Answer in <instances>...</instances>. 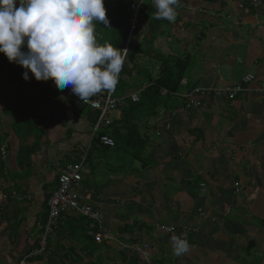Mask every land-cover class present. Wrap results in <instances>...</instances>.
I'll list each match as a JSON object with an SVG mask.
<instances>
[{
	"label": "crops",
	"instance_id": "1",
	"mask_svg": "<svg viewBox=\"0 0 264 264\" xmlns=\"http://www.w3.org/2000/svg\"><path fill=\"white\" fill-rule=\"evenodd\" d=\"M180 1L184 7L177 11L175 22L168 21L166 27L160 29L161 33L149 47L151 54L147 60L139 62L159 61L173 54L192 55L197 61L195 68H201H196L193 85L186 79V73L185 85L172 95L173 107L166 111L161 109L157 117L147 121V129L142 132L148 138L152 166L143 170L134 162L135 173L123 176L106 172L103 164L109 165L104 158L95 156V170L84 165L82 181L74 189L84 196L85 203L105 215V227L111 240L99 244L102 249L94 250L92 244L88 247L73 245L68 239L57 243L59 236L52 235L54 255L44 258L41 264H131L132 260L139 264L138 257L126 249L137 240L150 244L154 264H230L229 258L239 264L248 242L256 250L255 254L264 255V97L255 92L264 87V1L260 0L263 4L259 8L243 0ZM218 18L220 21L228 19L229 24L219 22ZM200 32L204 33L202 40ZM239 55L243 57L246 71L239 79H234L232 63ZM246 75H252L253 81L236 99L204 97L195 111L185 108L189 103L185 94L190 89L232 86ZM29 76L25 81L20 74L22 83L11 79L4 83L5 87H0L11 100L7 103L10 100L0 94V134L9 132L12 123L19 120L24 111H28L27 118L32 114L30 111H34L32 100L28 110L23 108L24 92L20 84L29 88L34 78L31 73ZM133 76L123 79L129 82ZM2 78L0 75V83ZM48 81L50 89L57 91L54 82ZM56 91L62 102L58 107L47 106L46 134L31 157V175L20 183L22 190L28 193V201L32 198L38 201L30 207L20 206L28 219L10 240L6 224L0 219V264H18V260L25 257L34 241L33 224L36 223L37 228L43 226L37 223L44 218V207L40 206L42 187L52 183L56 187L52 179L54 175L56 179L57 167L77 162L80 149L90 148L91 110L70 89ZM42 97L37 92L33 100L40 102ZM95 97L100 96L89 99ZM16 101L23 105L10 111V104ZM117 111L115 117L110 115L111 119H119L120 111ZM106 130L109 129L103 131ZM8 144L12 150L8 156L5 151L6 158L15 168L13 150L17 143L14 136L10 135L1 147L5 149ZM86 177L93 180L91 188L83 186ZM7 183L8 180L0 182V192ZM200 185H204L203 191ZM29 191L35 194L29 195ZM12 193V200L18 202L20 196ZM63 216L60 219L65 221L67 215ZM58 223L52 231L59 228ZM160 226L173 227L175 231L165 233ZM180 234L186 236L191 251L183 257H175L170 238ZM193 241L201 248L194 247ZM47 251L50 252L48 246Z\"/></svg>",
	"mask_w": 264,
	"mask_h": 264
},
{
	"label": "trees",
	"instance_id": "2",
	"mask_svg": "<svg viewBox=\"0 0 264 264\" xmlns=\"http://www.w3.org/2000/svg\"><path fill=\"white\" fill-rule=\"evenodd\" d=\"M133 2L134 0H104L106 16L109 20V24L107 26L103 25L102 23L97 25L96 35L100 43H104L105 41H107L113 46H116L121 49L124 48L127 36L129 34V27L127 22L128 17L130 15L129 7L130 4ZM261 4H263V2ZM183 7L184 5L182 4V1H180L179 5L177 6V11H182ZM155 11L156 8L154 0H149L142 7L141 18L142 23H144V27L138 29L135 33H133L131 37V43L128 47V54L125 60V63L127 62L130 67H128L124 63L118 82V84L127 85V82L123 78H130V76L133 74L134 80H136L138 84V87L135 90L139 91V100L137 103H132L129 98L125 99V102L123 101L124 104L119 108V119H111L110 114L108 116L110 120V125L108 129L110 132L106 133L103 130H99L92 137L91 143L89 144L90 148L88 149V152L85 157V166H91L90 170H95V167H93L95 165V156L97 158H104L106 160L110 157L108 154H111L113 157L117 156V151L127 156L130 164L133 162H138L140 164V169L144 170L147 166H152V161L150 160L147 149L149 145L148 138L142 131L147 129V121L149 119L157 117L158 112L161 109L166 111L174 106L175 99L172 95L178 93L181 90V86H183L181 84V81L184 80L183 78H185L186 73L189 71V61L193 57L192 55H185L184 57H179L178 54H173L162 58L159 62V65L153 67L156 69L155 76H152L151 73L145 71L146 67L141 66L139 61L140 59L149 57V55L151 54V50L149 49V47L156 40L158 34L161 33L160 29L166 27V24L168 22L167 20L155 19ZM99 27L103 28L101 32H99L98 30ZM200 33V39L202 40L204 37V33ZM142 44H146V51L142 49ZM20 68V73L9 74V77L11 78L8 79V82H10L11 79H13V81H19V75L25 71V69H23L22 67ZM1 69L2 66H0V70ZM2 74L3 73H1L0 71V75ZM5 82L6 80L2 78V83H0V87H5ZM22 82L23 80L21 82L19 81L18 84ZM48 83L49 81H36L35 78H33L28 84L29 88L25 87L26 84H20L24 92L23 108L28 110L31 104L30 100H32L34 106L31 104V107H35L33 109L34 111H30L32 112V114L28 118L26 116V113H28V111H24L23 116H21L19 120H15L12 123L9 132L0 134V147L4 146V144L7 143V138L10 135L14 136L17 143L16 147L13 150L15 168H12L9 165L10 163L8 162L7 158L3 160L0 154V182H4L7 180L9 181V183H7L0 192V200L1 196H4V202H2L3 200L0 201V219L6 224V231L8 233L9 240L13 237H16L20 226L26 221V219H28V217L23 214L25 212L21 209L20 206L30 207L38 201L33 198L32 200L28 201V193L26 189L22 190L23 185L20 183L25 181L27 177L31 175V157L32 155H34L35 150L37 151L39 149L41 139L43 135L46 134L47 124L45 122L44 115L47 113L46 111H48L47 106H52V108L58 107L59 104L62 102L57 97L55 93L56 90H51ZM129 83L132 86L133 84H135L134 82L132 83V81H129ZM162 91L165 92L164 95H162ZM190 91L191 89L188 92ZM37 92L43 96L40 102L33 100L34 94ZM56 92L60 93V91L58 90ZM1 93L4 94V99L6 98L10 100L7 91H0V94ZM105 93L106 91L97 94V96L104 95ZM111 93L113 95V91H111ZM238 96L239 95H237V97ZM52 98H54L55 101H49ZM10 102L11 100L7 103ZM10 105L11 106L9 109L11 111L12 108H15L13 110H17V108L21 107L23 104L21 105L19 101H16L13 105ZM37 106H39L38 110L36 109ZM90 112V123L93 126L98 116V113L94 111ZM104 135H106L113 141V147H104L99 143L98 138ZM33 137L34 139H31ZM4 150L7 151L8 156L9 151L12 150V147L8 144ZM77 154L82 155L80 153ZM52 181L56 183L55 175ZM92 181L93 180L90 181V179L87 177L84 178L83 186L86 188H91ZM46 183H48V181ZM46 187L47 186L42 187L44 189V193L41 196V199L39 198L41 200L40 206L44 207L45 209L43 222H37L42 225H44L47 220L48 210L46 208V203L50 196V192L46 191ZM12 192L20 196L18 202L12 200ZM34 194L35 193H29V195ZM63 220L64 219H59V228L57 230L52 231V234L48 235V237L46 238L47 246L50 249V252L46 251L43 256H38L35 258L31 257L27 259V264L31 262H35V264L36 262L37 264H41L44 258H48L54 255L52 254V235L59 236V238L57 239V243H59V241H62L63 239H68L71 243H73V245L83 244L85 247H88L90 244H94L92 238L87 235V230L89 229L90 222L86 218L79 217L76 215H67L66 220ZM42 230V228H37L36 223L33 224L31 233H33L34 241L27 249L24 256L28 255L33 250L39 248L38 242ZM249 246L250 248L252 247L251 245ZM56 247L57 250H62L59 244L56 245ZM250 248L246 246L245 250H250ZM251 254L254 255L255 253H249L245 251V255L243 257L241 256V259L238 261L239 264H256V260H246ZM263 257L264 255H262L260 258H257L259 259L257 264H260L262 260L264 261ZM19 261L20 259L18 260V262ZM130 263L138 264V261L132 260V262L130 261Z\"/></svg>",
	"mask_w": 264,
	"mask_h": 264
},
{
	"label": "clouds",
	"instance_id": "3",
	"mask_svg": "<svg viewBox=\"0 0 264 264\" xmlns=\"http://www.w3.org/2000/svg\"><path fill=\"white\" fill-rule=\"evenodd\" d=\"M180 0H154V18L174 23ZM107 26L104 0H0V53L25 71L22 78L52 80L82 101L114 91L128 50L97 39ZM172 254L183 257L191 245L185 236L170 238ZM23 264V262H22Z\"/></svg>",
	"mask_w": 264,
	"mask_h": 264
},
{
	"label": "built area",
	"instance_id": "4",
	"mask_svg": "<svg viewBox=\"0 0 264 264\" xmlns=\"http://www.w3.org/2000/svg\"><path fill=\"white\" fill-rule=\"evenodd\" d=\"M149 0H134L130 4V15L128 17V27L129 35L123 49H127L131 43V37L138 29L144 27L141 18V10L146 2ZM242 2H247L249 5L259 8L261 6L260 0H243ZM253 81L252 75L244 76L240 82L232 86H215L210 88H195L190 92L185 94L188 96L189 103H186L184 106L186 109H190L191 112L195 111L201 105V99L204 97H213L218 100L232 101L237 95L244 93L246 90V85L249 82ZM182 85H185V81H181ZM256 94L260 97H264V87L256 89ZM138 91L132 92L129 95V99L132 102L138 101ZM191 95H194L191 98ZM264 102V99L262 100ZM82 104L88 107L91 111L97 112L98 116L92 127L91 138L99 131L105 130L110 125V120L108 118L109 114L117 111L123 104V100L112 98L111 92H106L100 97H95L94 99H87L82 101ZM100 141L103 145L107 147H113V141L106 135L100 136ZM0 154L3 160L6 158V152L2 148L0 149ZM85 157L82 155L78 163L70 164L64 167H57L58 173V187L51 193L47 200V225L43 229V233L39 238V249L32 251L18 264H26V260L31 257L42 256L46 250V238L51 233L50 227L57 225L59 218L64 217L65 214L79 215L86 218L90 222L87 235L92 238L94 244H102L109 242L111 240L110 232L106 229L105 215H101L100 212L94 210L88 203H85L84 196L80 194L77 189L81 179H82V166L84 163ZM204 185H200L201 191H203ZM12 196L14 194L12 193ZM203 216V214H201ZM39 228V227H38ZM41 229V228H39ZM160 230L165 233H173L175 229L173 227H164L160 226ZM181 235V234H180ZM181 236H185L182 234ZM186 237V236H185ZM127 250L133 255H136L139 259L140 264H154L152 262V253L150 244L146 241L137 240L131 242L127 247Z\"/></svg>",
	"mask_w": 264,
	"mask_h": 264
},
{
	"label": "rangeland",
	"instance_id": "5",
	"mask_svg": "<svg viewBox=\"0 0 264 264\" xmlns=\"http://www.w3.org/2000/svg\"><path fill=\"white\" fill-rule=\"evenodd\" d=\"M228 6H231V4H228ZM262 12H264V7H262ZM218 21L219 22H222V23L229 24L228 23L229 20L226 19V18L224 20H222V21H220V19L218 18ZM102 29H103L102 27H99L98 28L99 32H101ZM226 30H228V29H226ZM103 36H104V34H103ZM141 47L144 50L147 49L146 48V44H142ZM147 58L148 57H145L144 59L147 60ZM233 58H235V57H233ZM242 60H243V57L239 55V59L238 60H235V63H232L231 62L232 65H233V71H231V73H232L234 79H239V77H241L243 75V73L246 71L245 70V67L242 64L243 63ZM160 61H161V59L159 61L158 60L156 61V60H152L151 59V60H148L146 63L145 62L144 63H141L142 62L141 61L140 64H141V66H145V64H146V66H145L146 67V70L145 71L151 73L152 76H155L156 75V69L153 68V67L156 66V65H159V62ZM189 62H190V65L188 67L189 71L187 72L186 79L190 82V85H193V82H192L193 79H194L193 76L195 74V71L198 70L196 68H201V67L196 66V68H195V63H197V61L193 57L190 59ZM0 66H2V69L0 70L1 73H3L2 74V77L4 78V80H6V82H8V79L11 78V77H9L10 76L9 74H11V73H20L21 72V68H20L19 65L15 64L14 62L10 63L5 56L1 57V55H0ZM200 72H201V69H200ZM131 81H132V83L133 82L135 83V84H133V86L128 81H126L127 82V85L117 84L115 90L113 91L112 98H114V99H121V100H123L125 102V99H127L132 92L136 91L135 89L138 87V84H137L136 80H134V77L131 78ZM0 107H2V105H0ZM1 109L2 108H0V110ZM117 113H118V111L115 112V113L113 112L110 115H111V117H115V115H117ZM106 133H109V130H106ZM108 155L110 157L107 158L105 160V162L109 166H106L105 164H103L105 166L103 169L106 172H109V173H111L113 175L114 174L115 175L116 174L117 175L119 174V175H123V176H127V175L129 176V175H131V174L133 175L135 173V172H133L134 169L132 170L133 163L134 162L130 164V162L128 161L127 156L119 153L118 151L116 152V155L117 156H114L113 157L111 154H108ZM64 163H68V162L64 161ZM103 173L104 172H102L100 175L102 176ZM95 183H96V181H95ZM53 190H55V185L53 183L51 185H49V186L46 187V191H53ZM44 210H42V212L45 215V211ZM258 225H260V224L258 223ZM258 227L260 228L262 226H258ZM192 244H193L194 247H198L199 249L201 248V245L199 243H197L196 241L195 242L193 241ZM244 244H245V242H244ZM248 244H250V242L247 243V247L250 248V246ZM92 245L95 246V249L94 250H96V249H102L101 248L102 246L100 247V246H98L96 244H92ZM245 251L246 252H249V253H253L256 250H254V248L251 247L250 250H245ZM192 254L195 257L197 255L196 252H193ZM257 258H260V257L258 255H256V254H254V255L251 254V255H249V258H247L246 260H248V261L256 260V264H257L258 263V260H259ZM229 259H230V262H229L230 264H237L236 261L233 262L234 259H232V258H229Z\"/></svg>",
	"mask_w": 264,
	"mask_h": 264
},
{
	"label": "bare ground",
	"instance_id": "6",
	"mask_svg": "<svg viewBox=\"0 0 264 264\" xmlns=\"http://www.w3.org/2000/svg\"><path fill=\"white\" fill-rule=\"evenodd\" d=\"M129 35V34H128ZM138 93H139V91H138ZM194 95H191V98L193 97ZM186 98L188 99V100H190L189 98H188V96H186ZM130 100V99H129ZM138 100H139V94H138ZM131 101V100H130ZM132 102V101H131ZM138 102V101H137ZM137 102H132V103H137ZM88 108V107H87ZM98 140H99V143L102 145V146H104V147H107V146H105V145H103L102 143H101V141H100V138H98ZM114 146V145H113ZM2 149V148H1ZM88 149H89V147H86V148H81L80 149V151H79V153L80 154H82L84 157H86V154H87V152H88ZM82 155H78L79 157H81ZM79 160H80V158H79ZM79 160L77 161V162H75V163H78L79 162ZM75 163H72V164H75ZM85 165V160H84V163H83V166ZM82 166V167H83ZM82 178H83V169H82ZM81 181H82V179H81ZM80 181V182H81ZM57 187H58V173H57V175H56V187H55V190L57 189ZM55 190H53L51 193H53ZM51 193H50V195H51ZM12 198H13V196H12ZM3 199H4V197H3ZM47 205V204H46ZM92 207V206H91ZM46 208H47V206H46ZM93 209H94V207H92ZM47 210H48V208H47ZM94 210H96V209H94ZM97 211V210H96ZM101 215H103L102 213H100ZM47 215H48V212H47ZM65 215H70V214H65ZM77 216H79V215H77ZM104 216V215H103ZM81 217V216H80ZM60 219V218H59ZM47 221V220H46ZM46 225H47V223L45 222L44 223V225L41 227L42 229H45V227H46ZM55 226V225H54ZM54 226H51L50 227V230H51V233H52V228L54 227ZM42 233H43V230H42ZM42 233H41V235H42ZM50 233V234H51ZM49 234V235H50ZM40 235V236H41ZM48 237V236H47ZM40 238V237H39ZM38 244H39V242H38ZM39 249V248H38ZM47 251V242H46V250H45V252ZM44 252V253H45Z\"/></svg>",
	"mask_w": 264,
	"mask_h": 264
}]
</instances>
